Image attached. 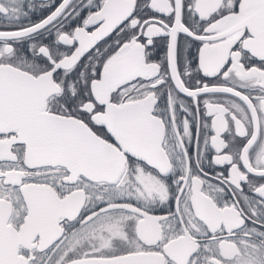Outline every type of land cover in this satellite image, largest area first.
I'll list each match as a JSON object with an SVG mask.
<instances>
[{
	"label": "snow or ice",
	"instance_id": "snow-or-ice-1",
	"mask_svg": "<svg viewBox=\"0 0 264 264\" xmlns=\"http://www.w3.org/2000/svg\"><path fill=\"white\" fill-rule=\"evenodd\" d=\"M0 264H264V0H0Z\"/></svg>",
	"mask_w": 264,
	"mask_h": 264
},
{
	"label": "flooded vegetation",
	"instance_id": "flooded-vegetation-1",
	"mask_svg": "<svg viewBox=\"0 0 264 264\" xmlns=\"http://www.w3.org/2000/svg\"><path fill=\"white\" fill-rule=\"evenodd\" d=\"M37 2L39 3V0H37ZM38 12H39V10H38Z\"/></svg>",
	"mask_w": 264,
	"mask_h": 264
}]
</instances>
